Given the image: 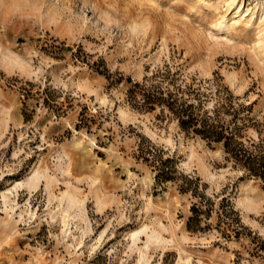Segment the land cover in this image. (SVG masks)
<instances>
[{"label":"rangeland","instance_id":"1","mask_svg":"<svg viewBox=\"0 0 264 264\" xmlns=\"http://www.w3.org/2000/svg\"><path fill=\"white\" fill-rule=\"evenodd\" d=\"M228 138L264 163V0H0V264H264Z\"/></svg>","mask_w":264,"mask_h":264},{"label":"trees","instance_id":"2","mask_svg":"<svg viewBox=\"0 0 264 264\" xmlns=\"http://www.w3.org/2000/svg\"><path fill=\"white\" fill-rule=\"evenodd\" d=\"M157 93V92H156ZM159 94H156V96L150 97L149 95H145L146 100L149 102H157V103H167L166 105L169 107V109L174 113L172 110V105L176 104L177 99L172 98L170 94L167 96H163L161 92H158ZM192 105H186L185 103H181L179 106V109L175 111L176 115L180 119V123L183 127L189 128L193 127L194 131L203 134L205 137L213 138L215 141H217L220 136L219 134L216 135V132L213 131V129L210 126H206L204 121L201 119H198L194 116L192 110ZM174 113V114H175ZM201 123L199 128H196L195 125L198 123ZM229 139L225 141V151L232 155L237 161L241 162L242 165H244L246 168H248L254 175L264 179V163L261 158L251 155H246L245 153H242L236 149H234L231 146V142H229Z\"/></svg>","mask_w":264,"mask_h":264}]
</instances>
